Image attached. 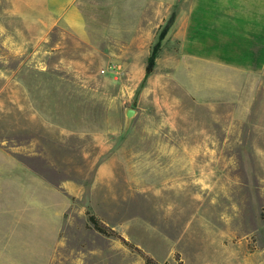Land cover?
Masks as SVG:
<instances>
[{"label":"rangeland","instance_id":"obj_1","mask_svg":"<svg viewBox=\"0 0 264 264\" xmlns=\"http://www.w3.org/2000/svg\"><path fill=\"white\" fill-rule=\"evenodd\" d=\"M239 4L0 0V264H145L91 214L157 264H264V103L184 69ZM20 196L40 229L10 235Z\"/></svg>","mask_w":264,"mask_h":264},{"label":"crops","instance_id":"obj_2","mask_svg":"<svg viewBox=\"0 0 264 264\" xmlns=\"http://www.w3.org/2000/svg\"><path fill=\"white\" fill-rule=\"evenodd\" d=\"M232 1L249 4L236 5L231 10L234 20L226 19V23L220 25L219 29L225 34L223 37H226L223 45L216 40L212 44L207 41L206 49H199L197 55L188 56L189 66L185 65L184 69H189L188 76L192 87L195 86L198 91L199 100L234 104L246 98L251 102L246 103L255 107L264 103V0ZM205 23V31H210V23L207 20ZM231 44H237V47L231 48ZM19 187H10L6 193L12 195L21 189ZM33 211L34 208L31 209L29 202L26 204L24 196L17 198V203L7 210H2L3 214L11 215L14 223L10 235H16L15 232L23 234L25 220L27 226L30 223L32 231L40 229V225L36 226L39 221L37 215H32ZM30 212L34 217H31V221ZM4 255H0V258H4Z\"/></svg>","mask_w":264,"mask_h":264},{"label":"trees","instance_id":"obj_3","mask_svg":"<svg viewBox=\"0 0 264 264\" xmlns=\"http://www.w3.org/2000/svg\"><path fill=\"white\" fill-rule=\"evenodd\" d=\"M169 26L167 25L163 31L159 34L157 42L151 49L150 55L147 60V65L145 72L146 74L152 73L154 66H155V61L158 58L159 52L161 50V44L162 41L164 40L166 33L168 31ZM88 222L90 228L98 233L99 235L107 238H112L117 241H119L121 244L124 246L128 247L131 249V251L137 253L140 257L143 258L145 264H157L154 262L152 258H150L148 255H146L140 248L135 246L134 244L129 243L123 236H121L119 233L114 231L112 228L106 226L104 223H102L95 215L91 214L88 216ZM181 264V262L179 263Z\"/></svg>","mask_w":264,"mask_h":264},{"label":"water","instance_id":"obj_4","mask_svg":"<svg viewBox=\"0 0 264 264\" xmlns=\"http://www.w3.org/2000/svg\"><path fill=\"white\" fill-rule=\"evenodd\" d=\"M134 114H135V111H133L131 109L126 110V112H125L126 122H129L130 119L134 116Z\"/></svg>","mask_w":264,"mask_h":264}]
</instances>
